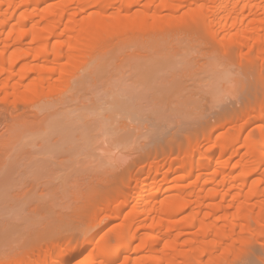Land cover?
Listing matches in <instances>:
<instances>
[{
  "label": "rangeland",
  "instance_id": "1",
  "mask_svg": "<svg viewBox=\"0 0 264 264\" xmlns=\"http://www.w3.org/2000/svg\"><path fill=\"white\" fill-rule=\"evenodd\" d=\"M61 1L49 0L46 4ZM143 2L146 5V0H140L131 12L142 10ZM259 2L264 4V0ZM91 9L85 14H77L76 19L83 20L95 11ZM110 10L107 14L114 12ZM250 18L252 16L247 15L244 21ZM200 24L191 28L182 23L168 29L160 26L159 31V27L156 31L153 29L147 36L137 32L115 33L109 37L107 45L88 53L81 63L69 68L64 84L58 89L21 98L23 101L19 99L20 102L1 91L0 159L13 162L15 168L11 172L0 171V264L13 259L26 264L37 263L44 257V246L58 238L56 243L60 241L59 246L64 245L63 256L78 247L89 250L75 257L70 264L91 260L95 254L96 261H92L97 264L101 258L97 255V245L102 243L108 249L117 247L115 227L134 203L122 209L120 218L113 221L106 222L105 215L116 212L117 204L124 201L127 194L140 198L143 193L142 205L145 207L155 202L148 198L154 190L150 186L154 174H146L148 168L164 163L159 175H154L157 176L154 179L161 180L159 177L165 175L169 157L176 155L177 147L183 153L185 148L191 149L189 145L196 140L201 143L205 158H226L230 160L229 166L239 160L237 156L231 159L228 155L218 156L217 148L209 149L213 143L208 136L225 132L231 137L236 133L234 128H239L242 120L226 123L228 126L219 127V124L229 112L240 113L241 108H238L245 100L264 97V66L260 68L258 60L248 64L242 56L244 48L239 52L240 49L231 46L225 52ZM29 40L24 46L36 48L37 44H29ZM40 59L33 58L29 62L31 65L42 64L44 57L40 56ZM21 61L17 66H23V62L25 65L26 61ZM4 76L7 74L0 76V83L5 80ZM34 77L31 74L20 82L26 84ZM66 115L72 120H58ZM220 115L222 120L218 118ZM261 122L255 121L245 127L240 138L250 135L249 138L257 143ZM12 128L15 133L13 130L8 133L7 130ZM17 129L20 134L16 133ZM171 153L173 155L169 156ZM195 161L193 168L206 162L205 159ZM133 164L144 167L145 172L138 176ZM130 174H133L131 179L137 175L138 181H145L143 190L134 189V181L127 183ZM193 176L192 179L196 178L197 173ZM260 177L255 175L253 179ZM246 180L250 182L252 177ZM159 184L164 183L159 181ZM165 184L161 185L157 201L175 193L170 190L174 185L172 181ZM121 186H127L129 189L125 191L128 193L123 189L119 200L116 198L114 202L112 213L102 214L104 218L100 213L94 214L96 206ZM243 189H233L227 195L242 191L239 194L243 196L246 187ZM262 195L258 200H264V193ZM228 199L231 203L232 197L228 196ZM233 209L229 210L232 212ZM192 210L195 212L196 209ZM262 212L258 223L254 213L248 216L249 230L239 232L241 239L236 241L232 251L227 254L219 251L213 258L204 255L198 261L190 258L187 264H264V210ZM185 213H178L176 219ZM189 236L191 234H182L179 241L182 243ZM163 244L158 247L160 251ZM137 246L138 240L113 264H122L126 256L132 260L143 255L152 258L155 254L151 245L141 251L136 249ZM23 250L32 252L27 251V256H24L26 253L18 255ZM61 254L56 261L61 260Z\"/></svg>",
  "mask_w": 264,
  "mask_h": 264
},
{
  "label": "bare ground",
  "instance_id": "2",
  "mask_svg": "<svg viewBox=\"0 0 264 264\" xmlns=\"http://www.w3.org/2000/svg\"><path fill=\"white\" fill-rule=\"evenodd\" d=\"M48 1L0 0V43L3 45V48H0V76L7 74V77L4 76L5 80L2 79L3 81L0 83V93L3 91L6 96H11L18 102L21 98L34 96L44 91L50 92L61 87L65 82L69 68L81 63L88 53L98 51L107 45L110 41L109 37L115 33L128 35L137 32L136 34L147 36L153 29L156 31V28L159 27L157 29L159 31L160 26H167L168 29L182 23L191 28L201 23L208 31L209 34H207L219 42L225 52L231 46L240 49L239 52L244 48L245 52L242 51L243 54H241L248 60V64L258 60L260 68L264 66V4L259 2L261 0H146V5L145 2H143L144 5L141 4V7L144 8L133 11V13L131 8L135 5L138 7L140 0H63L62 3L57 2L54 5L46 4ZM44 4L47 6L42 7ZM91 8L95 11L88 14L83 20L76 19L77 14H85ZM110 9L114 12L107 14ZM247 15L252 18L245 22L244 18ZM34 18H38L37 21H34ZM7 29L5 38L1 39V35ZM28 39L31 42L29 44H37L36 48L24 46ZM11 48L13 51H10ZM40 56L44 57L43 63L31 65L29 60L31 61L33 58L35 60L37 57L40 59ZM21 60L26 61L25 65L23 62V66H17L18 62H22ZM5 64L7 66L4 67ZM31 74L36 77L26 84L20 82ZM262 87L264 88V84ZM23 99L21 100L23 101ZM252 100L242 102V107L239 106L238 109H243L242 112L240 109V113L236 112L238 114L235 112L229 114L230 112L227 111L230 116L226 114L227 117L223 118L224 122L219 124V127H222L231 121L242 120V125L239 124L238 129L234 128L236 129L234 135L231 134L230 137L227 132V134L224 132L208 136V139L213 143L209 149L217 148L218 156L228 155L231 156L230 159L237 156L239 160H236L234 164L229 166L230 160L227 161L226 158H223L224 160L222 158L219 160L205 158L199 140L194 143L191 141L192 143L190 142L189 145L191 149L185 148L183 153H180L181 148L177 147L176 155L169 157L168 170L165 175H162V178L159 177L161 180L154 179L157 178L154 175H159V170L163 168L164 163L160 164L157 161V165H160L151 166L146 172L144 167L133 164L136 168L134 173L138 176L143 172L154 174L150 184L154 190L148 195V198L155 199V202L151 205L149 203V206L145 207L142 205L145 197L142 192H140V194L142 193L140 198L125 194V200L117 204L118 207H114H117L116 212L112 213L114 202L119 200L118 196H121L125 189H129L127 186H123V188L121 186L116 192L114 191V194L110 193V197L105 196V200L97 203L98 206H96L94 214L112 213L105 215L106 222L113 221L117 217L120 218L119 212L134 203L115 227L117 247L108 249L102 243L97 245V255L101 257L97 264H113L114 260L128 252L131 244L137 240V250L141 251L145 246L151 245L155 256L147 258L143 255L132 260L126 256L125 259L123 258L122 264H187L190 258L198 261L204 255L213 258L219 251L226 254L232 251L236 241L241 239L239 232L243 233L247 229L249 230L248 216L254 213L258 223L264 210V200H258L264 193V189H262L264 184V97ZM235 102L237 103V101ZM9 106H11L10 103ZM235 109L237 111V108ZM218 118L222 120L221 115ZM58 120H72V118L66 115L63 119ZM255 121L263 122H261V128L258 127L260 140L255 143L251 137L249 138L250 135L243 139L240 138L243 129ZM53 125L57 127L58 124ZM226 125L228 126V124ZM55 126L53 127L56 129ZM12 130L15 133V128L7 131L10 133ZM18 132L20 134L17 129L16 133ZM3 134L5 135V133ZM144 154L142 153L143 157L146 155ZM195 159H205L206 162L198 163L193 168V162L197 161ZM0 168V171L5 169L6 172H11L15 168V164L2 159ZM195 171L197 176L192 179V176L196 174ZM259 171H262V175L261 173L257 175ZM131 175L133 174H130L127 183L134 181L133 188L138 191L143 190L145 181H138L137 175L132 176L131 179ZM255 175L261 177L253 179ZM247 177H252V181L248 182ZM159 181L164 184L172 181L174 185L170 190H175L173 191L174 195L157 201L161 185H164H160ZM243 187H246V193L241 196L239 193L242 191H239H244ZM233 189H240L236 190L239 193L234 194V192L233 195H227ZM228 196L232 197V204L228 202L230 201ZM134 198L137 200L135 201ZM230 206L234 207L232 212L229 210ZM192 209H196L195 212ZM187 211L188 214L185 213ZM178 213H185V215L179 217L181 219H176ZM211 218L213 219L211 220ZM182 234H191V236L181 243L179 238ZM54 240L47 241L48 245L47 242L45 243L44 257L34 264H70L71 260L88 250L85 247H78L70 254L63 256L61 251L64 245L59 246L60 241L58 244L56 243L59 238ZM162 243L165 244L162 246L163 249L160 247L162 249L160 251L158 247ZM31 250L27 251L31 254ZM27 251L23 250L18 255L26 253L24 256H27L29 255ZM59 254H61V260L58 262L55 258ZM93 256L91 260L89 256L87 258L89 260H84L80 264H96L92 261V259L95 260ZM4 264L26 263L13 259L4 262Z\"/></svg>",
  "mask_w": 264,
  "mask_h": 264
}]
</instances>
